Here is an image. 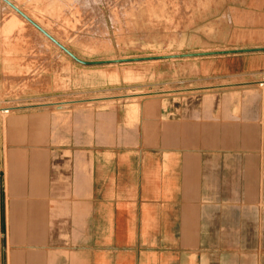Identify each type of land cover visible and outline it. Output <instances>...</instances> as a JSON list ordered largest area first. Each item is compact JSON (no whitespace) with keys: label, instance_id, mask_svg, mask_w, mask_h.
<instances>
[{"label":"crops","instance_id":"crops-1","mask_svg":"<svg viewBox=\"0 0 264 264\" xmlns=\"http://www.w3.org/2000/svg\"><path fill=\"white\" fill-rule=\"evenodd\" d=\"M252 12L196 57L204 78L256 79L143 101L133 121L63 110L24 170L11 147L3 264H264V8Z\"/></svg>","mask_w":264,"mask_h":264},{"label":"rangeland","instance_id":"rangeland-1","mask_svg":"<svg viewBox=\"0 0 264 264\" xmlns=\"http://www.w3.org/2000/svg\"><path fill=\"white\" fill-rule=\"evenodd\" d=\"M11 1L87 61L197 53L223 46L230 43L234 30L243 27L244 14L264 8L256 6L262 0ZM37 28L0 0L3 179H8L10 173L11 147L13 158L22 164L19 170H24L27 147L31 151L32 145L42 141L51 117L58 119L63 110L67 114L89 110L119 113L133 121L143 101L186 102L214 91L201 86L257 78H204L201 58L196 56L85 64ZM84 99L98 100L79 102ZM57 102L64 107L45 105ZM2 238L0 235V244Z\"/></svg>","mask_w":264,"mask_h":264},{"label":"water","instance_id":"water-1","mask_svg":"<svg viewBox=\"0 0 264 264\" xmlns=\"http://www.w3.org/2000/svg\"><path fill=\"white\" fill-rule=\"evenodd\" d=\"M6 1H8L24 17H26L36 27H38L41 31H43L49 38H51L55 43H57L60 47H62L66 52H68L70 55H72L76 60H78L81 63H85V64H98V63H107V62H116V61H125V60H135V59L137 60V59H148V58H168V57H177V56H197V55L205 54L204 52H199V53L163 55V56H154V57L128 58V59L97 60V61H87V60H83V59L79 58L75 53H73L69 48H67L65 45H63L57 38H55L52 34H50L46 29H44L41 25H39L31 17H29L25 12H23L21 9H19L15 4H13L12 2H10V0H6ZM223 52H229V51H223ZM166 92H168V91H166ZM110 98H113V97H110ZM89 100H98V99H84V100H79V102H81V101H89ZM45 105H57L59 108H63L62 102L47 103ZM11 108H13V107H10L9 109H11ZM14 108H20V107H14ZM4 109L5 108H3L2 110H4Z\"/></svg>","mask_w":264,"mask_h":264},{"label":"bare ground","instance_id":"bare-ground-1","mask_svg":"<svg viewBox=\"0 0 264 264\" xmlns=\"http://www.w3.org/2000/svg\"><path fill=\"white\" fill-rule=\"evenodd\" d=\"M6 1V0H5ZM81 1V0H80ZM7 3H9L8 1H6ZM10 2H12L13 4H15L13 1L10 0ZM10 4V3H9ZM11 5V4H10ZM16 5V4H15ZM12 6V5H11ZM19 9H21L18 5H16ZM13 7V6H12ZM22 10V9H21ZM23 11V10H22ZM19 12V11H18ZM25 12V11H23ZM27 14V13H26ZM29 16V14H27ZM31 17V16H29ZM26 18V17H25ZM32 18V17H31ZM27 19V18H26ZM34 20V19H33ZM35 21V20H34ZM38 23V22H37ZM39 24V23H38ZM44 28V27H43ZM38 29V28H37ZM41 31V30H40ZM43 32V31H42ZM44 33V32H43ZM50 33V32H49ZM51 34V33H50ZM53 42V41H52ZM100 99V98H99ZM64 107V105H62Z\"/></svg>","mask_w":264,"mask_h":264}]
</instances>
